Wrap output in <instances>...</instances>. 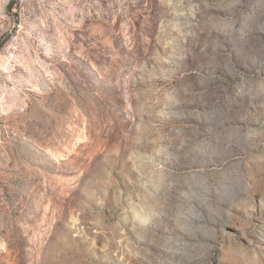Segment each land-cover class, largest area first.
I'll use <instances>...</instances> for the list:
<instances>
[{
	"label": "rangeland",
	"instance_id": "obj_1",
	"mask_svg": "<svg viewBox=\"0 0 264 264\" xmlns=\"http://www.w3.org/2000/svg\"><path fill=\"white\" fill-rule=\"evenodd\" d=\"M0 264H264V0H0Z\"/></svg>",
	"mask_w": 264,
	"mask_h": 264
}]
</instances>
